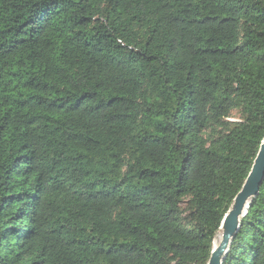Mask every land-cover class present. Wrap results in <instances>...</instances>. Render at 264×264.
I'll use <instances>...</instances> for the list:
<instances>
[{"label": "trees", "instance_id": "1", "mask_svg": "<svg viewBox=\"0 0 264 264\" xmlns=\"http://www.w3.org/2000/svg\"><path fill=\"white\" fill-rule=\"evenodd\" d=\"M263 137L264 0H0V264H207Z\"/></svg>", "mask_w": 264, "mask_h": 264}, {"label": "water", "instance_id": "2", "mask_svg": "<svg viewBox=\"0 0 264 264\" xmlns=\"http://www.w3.org/2000/svg\"><path fill=\"white\" fill-rule=\"evenodd\" d=\"M263 181L264 137L241 189L234 197L221 222L218 233L219 239L215 245L213 244L207 264H223L231 242L239 230L240 221L247 212L249 202L259 194Z\"/></svg>", "mask_w": 264, "mask_h": 264}, {"label": "bare ground", "instance_id": "3", "mask_svg": "<svg viewBox=\"0 0 264 264\" xmlns=\"http://www.w3.org/2000/svg\"><path fill=\"white\" fill-rule=\"evenodd\" d=\"M218 239H219V236H217V238L215 239L214 245L217 243Z\"/></svg>", "mask_w": 264, "mask_h": 264}]
</instances>
